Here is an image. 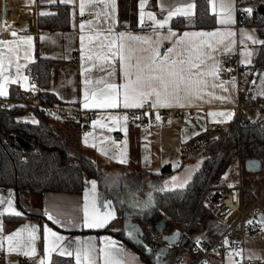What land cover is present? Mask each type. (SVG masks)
I'll return each instance as SVG.
<instances>
[{
  "label": "crops",
  "instance_id": "0c3cea01",
  "mask_svg": "<svg viewBox=\"0 0 264 264\" xmlns=\"http://www.w3.org/2000/svg\"><path fill=\"white\" fill-rule=\"evenodd\" d=\"M259 1L208 0L209 11L215 16L217 25L205 29L193 27L197 0H144L143 9L141 0H83V14L80 12L81 0H71L70 3L62 0H0V24L7 21V25L0 27V40L11 41L10 44H0V60L6 66V74L16 80L5 85L6 95L0 96L1 101L14 104L15 101L7 99L13 88L36 95L38 90L31 82L29 67L38 57L50 59V85L44 91L56 98L55 103L94 112L90 130L85 132L80 128L72 140L73 150L93 159L102 168L97 180L87 177V185L81 193L49 191L41 196H26L29 206L43 210L44 219H13L24 215L16 190L0 186V213H3L0 215V264H40L41 260L44 264H51L55 255L72 258L77 264V249L82 252L90 249L94 264H149L134 247L115 235V232L123 230L124 217L129 214L123 213L121 206L140 207L150 189V186H143L142 191L135 192L132 174L143 175L150 185L152 177L161 175L167 166L170 168L167 173L174 177L186 169L197 170L198 163L187 164L190 159L183 157L181 145L204 131L208 123L230 124L235 119L238 82L222 66L221 60L226 55L236 57L246 68L242 75L246 84L249 82L244 78L245 74L251 79L258 75L260 70L255 64L261 44L253 43L249 36L257 41L263 39L256 25L240 22L239 11L253 9ZM190 4L195 5L190 16H174L163 28L156 27L147 15L154 13L157 20H162L169 10ZM3 5L8 12L5 19L1 16ZM57 5L70 9L69 28L53 30L39 27L38 17L54 16ZM229 6H232V22H227ZM141 11L145 14L143 24L140 22ZM178 18H183L189 27L183 30L174 28L172 23ZM221 20L226 22L221 23ZM26 23L30 24V29L22 30ZM81 24H84L83 29ZM12 31L17 33L15 37L11 35ZM184 33L190 35L184 36ZM193 33L215 35H191ZM27 37L31 40L28 41ZM182 60L200 64L199 68L191 69L194 79L206 81L199 86L198 92L193 90L188 97L181 92L178 98H170L168 107L153 108L151 99L142 107H124L125 85L135 81L137 75L146 74L148 64L158 61L168 66L176 61L178 66ZM17 65L20 66V79H17ZM188 75L185 72V76ZM253 91L257 94L255 89ZM129 98L131 103V91ZM110 101H114L116 106H107L106 102ZM85 104L89 106L85 107ZM162 112L168 115L166 123L140 127L148 115ZM71 119L54 117L59 129L65 132H72L70 124H82L83 121L79 116L73 121ZM121 160L125 162L120 163ZM127 174L131 175L125 179ZM166 175L160 177L161 183ZM91 181H96L94 190ZM231 184L235 183L226 186ZM262 192L264 184L259 196ZM9 201L21 215L4 211ZM244 201L249 203L250 200L244 196ZM85 204L89 221L101 220L109 212L113 217L103 227H86ZM258 206L264 214V199ZM46 212L53 217L52 220L48 219ZM253 223L258 225L256 237L249 234ZM246 225L244 254L246 258L264 262V255L258 256L260 248H264V222L251 214ZM46 228L51 232L45 231ZM104 229L111 232L97 233ZM14 233H18L12 241L14 250L9 251L7 237ZM30 233L35 239L30 237ZM57 237L64 239L58 240ZM32 249L35 250L33 255H25ZM61 251L65 254L60 255ZM241 257L242 254L235 253L226 259L233 263ZM81 264H87L83 256Z\"/></svg>",
  "mask_w": 264,
  "mask_h": 264
},
{
  "label": "trees",
  "instance_id": "16d2710c",
  "mask_svg": "<svg viewBox=\"0 0 264 264\" xmlns=\"http://www.w3.org/2000/svg\"><path fill=\"white\" fill-rule=\"evenodd\" d=\"M197 2L193 27H215L217 23L215 16L209 11L208 0ZM243 17L245 24L257 26L264 40V0L255 5L251 14ZM38 25L53 30H66L70 25V9L57 5V13L50 17L39 16ZM172 26L181 30L189 27L183 18L174 20ZM50 67L51 60L41 57L29 67L31 82L38 90L36 95L13 88L7 99L15 101L14 104L10 105L11 102L0 99V186H9L16 190L17 201L24 213L23 217H12L13 219L45 218L42 209L28 205L26 196H41L49 191L81 193L87 185V177L97 180L102 174V168L93 159L76 154L73 150L72 140L74 141L80 128L82 130V124L72 123L69 125L72 126V132H65L59 129L54 117L42 115L36 106L39 103L56 101L54 96L44 91L50 85ZM255 67L258 70L264 68V45L259 48ZM247 88L250 89L249 84ZM31 112L38 123L28 121L27 116ZM202 154L205 156L202 166L186 187L169 191L161 187L160 177L170 170L167 166L161 175L152 177L148 191L153 201L150 206L141 204L138 208H129L123 205L120 208L123 213L131 214L141 224L147 242L156 235L155 224L164 217L168 220L170 231H182L181 241L171 249L172 260L167 264H173L181 249H192L197 233L204 230L211 237L222 230H206L210 221H217L214 206L224 188V185L217 184V179L231 160H239L244 165L247 159L255 158L264 163V119L257 120L253 116H247L241 125L234 119L228 134ZM133 177L135 192H138L141 189L137 184L138 179L143 175L135 174ZM256 197L255 195L254 198ZM147 199L148 195L145 201ZM102 232L111 231L104 229L97 233ZM115 235L134 247L147 263L154 264L143 247L135 246L125 239L123 230L115 232ZM51 264H74V260L55 255Z\"/></svg>",
  "mask_w": 264,
  "mask_h": 264
},
{
  "label": "built area",
  "instance_id": "2783aa9c",
  "mask_svg": "<svg viewBox=\"0 0 264 264\" xmlns=\"http://www.w3.org/2000/svg\"><path fill=\"white\" fill-rule=\"evenodd\" d=\"M245 15L239 11L240 22L244 21ZM23 27V26H22ZM222 66L230 73L231 77L238 82V103L236 106L235 119L241 125L247 116L255 115L259 109H264V99L257 96L253 89H248L243 81L242 75L246 68L240 61L233 56L226 55L221 60ZM36 78V77H35ZM42 115L52 117H66L75 119L82 118V130H90V122L94 117V112L83 111L76 106L61 103H39L36 104ZM191 114H193L191 112ZM30 117L33 113L28 114ZM159 116V119H157ZM168 115L166 112L161 114H150L144 118L141 128H146L150 124L166 123ZM230 124L208 123L204 131L181 145V153L186 159H194L215 144L222 136L228 134ZM264 199V192L252 203L244 201L242 184H232L222 189L219 199L214 206V213L218 223L223 227L222 230L211 237H199V242L195 241L192 249L185 252L180 251L173 264H264L262 261L248 260L244 254L246 240V222L251 214L259 216L261 209L259 203ZM251 237L258 235V225L253 223L249 227ZM148 245L156 251L159 245L154 240H149ZM241 252V260L229 263L227 259ZM227 258V259H226ZM171 262V260L169 261Z\"/></svg>",
  "mask_w": 264,
  "mask_h": 264
},
{
  "label": "snow or ice",
  "instance_id": "6c2138e0",
  "mask_svg": "<svg viewBox=\"0 0 264 264\" xmlns=\"http://www.w3.org/2000/svg\"><path fill=\"white\" fill-rule=\"evenodd\" d=\"M63 3H70L71 0H62ZM141 9L144 7V0H141ZM195 7V5H186L184 7H176L174 10H169L167 16L162 19V20H157L155 17L154 13H148V17L150 20H152L155 24L156 27L158 28H163L165 25L169 23V21L172 19L174 16H190L192 14V9ZM224 6L221 5V8ZM214 10V9H213ZM231 10L232 6H229V14H228V21L227 22H232L231 19ZM84 11V3L83 0H81L80 4V12L83 14ZM245 13L251 14L253 9L252 8H247L243 9ZM41 15H52L51 13H41ZM144 12L141 11L140 14V22L143 24V18H144ZM226 21L221 20V23H225ZM3 25H7V21H4L3 24H0V27ZM81 29L84 28V24L80 25ZM171 35H175V33H171ZM11 35L15 37L17 33L15 31L11 32ZM121 37H123V33L120 34ZM190 35L189 33H184V36ZM191 35H215V33H193ZM83 39V38H82ZM249 39L253 40V43H260L261 45H264V40L257 41L253 37L249 36ZM27 40L30 41L31 37H27ZM11 41H5V40H0V44H10ZM172 49H169V52H171ZM123 59V57H121ZM9 64H11V61L9 60ZM19 65H17V79H20L21 77L19 76ZM147 72L144 75H137L135 81H130V84L125 85V93H124V107H142L144 102L148 101L151 99V107L156 108L158 106H163V107H168L170 106L169 100L172 97H179V94L181 92L184 93L185 97H188L192 94L193 90L196 92L199 91V86L203 85L206 83V81H202L199 79H194L191 75V69L193 68H199L200 64L199 63H192L190 61H179V64L177 66V62L173 61L170 65L164 66L160 64L158 61H153L152 63L148 64L147 66ZM218 71V70H217ZM185 72H188L189 75L185 76ZM212 74H215L213 72ZM202 75V74H201ZM23 79L26 81L27 77H23ZM16 80L10 79L9 75L6 74V66L3 62V60H0V96L6 95L5 91V85L8 83H15ZM131 85V87H130ZM115 87V86H113ZM129 91L132 93V102H129ZM107 106L110 107H115V102L110 101L106 102ZM85 107H88V104L84 105ZM95 106V105H94ZM181 107L184 105L181 104ZM229 117L231 114H228ZM157 119H159V116H157ZM33 123H38V121L33 120ZM95 123V122H94ZM124 160H121L120 163H124ZM175 179V178H173ZM93 190L95 189V184L96 181H91ZM183 187V185H181ZM163 190V189H162ZM85 199L87 200V194L85 195ZM153 203L152 198H151V193L148 194V199L144 202V206H150ZM4 211L9 212L13 215L19 216L21 215L20 212L16 211L14 208L11 206V202L9 201V206L7 209ZM3 213H0L2 215ZM48 215V219L52 220L53 217L50 214ZM113 217V213L109 212L103 219L101 220H88V214H87V204H85V226L89 228L93 227H103L105 223L109 219ZM59 223V221H56ZM264 222V221H262ZM249 223H252V221H249ZM0 231H2V225H0ZM47 232H51V229H45ZM18 235V233H14L10 236L7 237L9 241V251L14 250L12 247V241L14 236ZM53 236H56L55 233H52ZM129 236H132V233H128ZM176 235H179L178 233ZM30 237L32 239H35V236L33 233H30ZM58 240H63L64 237H57ZM107 239V238H106ZM165 239L172 240L174 237H165ZM199 242V238H197V243ZM114 243V242H113ZM48 251H51L49 249ZM147 251H151L150 249H147ZM164 251V250H161ZM35 252L34 249H32L31 252H25V255H33ZM65 252L61 251L60 255H64ZM68 255H72L71 252L67 253ZM76 256V261L77 264H81V257L87 261V264H94V261L91 258V252L90 249L83 250V252L80 249L76 250L75 253ZM40 264H44V261L41 260Z\"/></svg>",
  "mask_w": 264,
  "mask_h": 264
},
{
  "label": "rangeland",
  "instance_id": "374dc122",
  "mask_svg": "<svg viewBox=\"0 0 264 264\" xmlns=\"http://www.w3.org/2000/svg\"><path fill=\"white\" fill-rule=\"evenodd\" d=\"M19 11V10H18ZM12 21L17 22L18 19H12ZM244 78L249 82L250 84V88L252 87V89L257 91V96H264V68H262L258 75H256L254 78H249L248 74L244 75ZM243 79V77H242ZM57 118H62L61 116H57ZM66 118V117H64ZM254 119L257 120H262L264 119V109H259L256 111L255 115H253ZM28 121H37V118L35 117H30L27 116ZM62 121V120H60ZM231 124V123H230ZM86 132V131H85ZM205 156L203 154L198 155L196 158L194 159H190L187 160V164H191V163H198L199 166L197 168V170H191V169H186L184 171H182V173L176 177L172 176V174H168L162 179V185L164 186L165 190H175V189H180V188H184L186 187V185L193 179L195 173L200 169V167L202 166V163L204 161ZM131 174H127L124 175V178L127 179L130 177ZM132 175H135L132 174ZM126 176V177H125ZM138 178V177H137ZM175 178V179H173ZM131 181L133 182V186L135 187V177H131ZM147 179L143 176L141 179H138V185L141 187V191L143 190L142 187L146 186V188L148 186H150L151 188V184L147 185ZM228 183H235V184H240L242 183V187L245 189L244 196H246L248 198L249 203L254 202L258 196H259V192L261 191L263 184H264V164H263V169L260 172L257 173H250L247 172L245 169V166L242 165L240 163L239 160H231L229 162V164L226 166L224 172L222 173V175L217 179V184L220 185H224V188H226ZM181 185H183V187H181ZM232 185V184H231ZM149 188V187H148ZM223 188V189H224ZM261 188V189H259ZM150 190V189H149ZM263 193V192H262ZM255 195L257 196L256 198ZM258 223L260 224L261 221L258 220ZM223 228L220 223H218L217 221H210L207 224L206 230L209 231H220V229ZM206 231H202L200 233H197L194 236V240L196 241L197 238L199 237H210L208 235H206L205 233ZM152 240H154L159 247L163 246L165 244V242L162 240L161 235H154L152 237ZM173 248V247H172ZM185 250L187 249H181L180 251L185 252ZM239 255H241V252H237ZM185 254H187L185 252ZM258 256L261 255V257L264 255V248L261 247L259 252H258ZM248 260H251L249 258H247ZM260 261V260H258Z\"/></svg>",
  "mask_w": 264,
  "mask_h": 264
},
{
  "label": "water",
  "instance_id": "95a60500",
  "mask_svg": "<svg viewBox=\"0 0 264 264\" xmlns=\"http://www.w3.org/2000/svg\"><path fill=\"white\" fill-rule=\"evenodd\" d=\"M8 15L6 7L3 5L1 8V16L5 19ZM30 24L26 23L22 30H29ZM263 161L260 159H247L244 162V166L247 172L257 173L263 169ZM259 218L264 221V214H260ZM124 237L129 242L133 243L135 246H141L145 250V254L151 257V262L154 264H165L164 261L167 258V255L171 251L172 247L177 246L182 238V231L180 229H175L170 231L168 226V220L166 217L162 218L155 224L156 235H161L162 240L165 244L159 247L154 251L147 243L145 239V231L142 228L141 224L135 221L132 216L126 215L123 225ZM131 232L132 236H129L128 233ZM179 235H176V234ZM165 237H174L172 240L165 239ZM150 249L151 251H147ZM164 250V251H161Z\"/></svg>",
  "mask_w": 264,
  "mask_h": 264
},
{
  "label": "flooded vegetation",
  "instance_id": "af4514ba",
  "mask_svg": "<svg viewBox=\"0 0 264 264\" xmlns=\"http://www.w3.org/2000/svg\"><path fill=\"white\" fill-rule=\"evenodd\" d=\"M172 249V248H171ZM172 260V254L171 251L169 252V254L167 255V258L165 259L164 263L167 264L169 263V261Z\"/></svg>",
  "mask_w": 264,
  "mask_h": 264
}]
</instances>
